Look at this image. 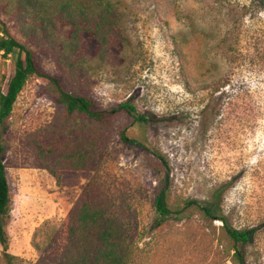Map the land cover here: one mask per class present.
<instances>
[{"label":"rangeland","instance_id":"obj_1","mask_svg":"<svg viewBox=\"0 0 264 264\" xmlns=\"http://www.w3.org/2000/svg\"><path fill=\"white\" fill-rule=\"evenodd\" d=\"M63 1L0 0V20L66 91L101 110L130 101L147 122L117 113L104 128L66 117L46 81L26 83L1 131L15 264L59 262L70 210L90 181L131 264H239L222 223L194 207L158 224L163 167L153 151L167 162L169 204H209L219 193L231 227L256 229L243 264H264V0H120L114 27L90 8L76 40L57 20ZM95 25L109 37L101 49L87 36ZM12 73L0 53L1 92ZM121 128L135 144L121 142ZM79 154L86 170L72 169Z\"/></svg>","mask_w":264,"mask_h":264},{"label":"trees","instance_id":"obj_2","mask_svg":"<svg viewBox=\"0 0 264 264\" xmlns=\"http://www.w3.org/2000/svg\"><path fill=\"white\" fill-rule=\"evenodd\" d=\"M49 0H43L44 4ZM84 1L75 3V0H64L59 3L57 20L73 39L81 38L85 32L83 22L91 19L88 10L96 8L103 21V26L114 27L117 15L116 6L120 0H96L89 4ZM93 47L102 48L109 44L108 35L102 33L101 27L95 25L92 32L87 33ZM0 53L13 61V73L10 77L6 91H0V245L3 250V259L6 264H15L16 257L8 253L9 238L5 228V219L9 214L11 206L10 186L7 179L6 166L3 161V143L1 137L2 128L10 117L14 104L31 78L42 79L47 82V89L57 105L62 109L66 117H77L97 123L104 128L113 126L117 113H125L136 123H146L145 117L137 113L136 108L127 101L116 109L101 110L88 97L77 95L65 90L58 77L46 74L40 68L34 53L14 38L7 26L0 20ZM119 137L123 143L135 144L136 141L128 139L126 129L121 128ZM163 167L160 184L157 194L153 200V208L156 213L158 224L172 219L181 221L185 217V210L189 208L198 209L205 218L216 220L222 223L225 233L232 243L233 258L239 264H243L245 252L242 247L248 245L256 229H234L228 223L220 205L217 202L218 194L215 195V202L201 204L195 200H186L182 205L171 206L169 204V174L167 173V162L158 152L153 151ZM72 169L86 170L85 157H75ZM51 175L59 179V175L51 171ZM108 206L96 193L94 182L90 181L84 187L76 205L69 213V227L67 244L56 264H131V248L127 244L118 226L108 215Z\"/></svg>","mask_w":264,"mask_h":264}]
</instances>
